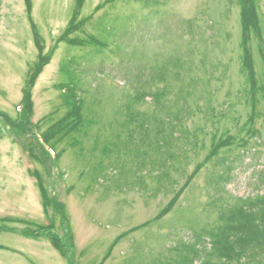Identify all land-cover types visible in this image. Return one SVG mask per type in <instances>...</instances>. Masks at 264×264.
Listing matches in <instances>:
<instances>
[{
	"label": "rangeland",
	"instance_id": "rangeland-1",
	"mask_svg": "<svg viewBox=\"0 0 264 264\" xmlns=\"http://www.w3.org/2000/svg\"><path fill=\"white\" fill-rule=\"evenodd\" d=\"M104 1L86 0L80 11V18L90 20L79 36L94 35L99 42L75 47L58 42L75 0H33V21L53 56L33 88L32 123L44 131L64 116L59 85L76 88L86 120L81 133L57 145L63 156L46 183L70 221L71 264H170L180 242L203 247L208 237L196 240L195 233L220 223L211 205L222 185L211 182L223 170L214 167L215 160L206 163L167 215L153 221L187 175L205 162L214 135L243 130L249 141L220 153L236 165L226 201L264 192V98L261 92L256 109L263 114L243 128L251 106L236 0H122L96 10ZM259 11L264 38V0ZM259 43L264 45L254 38L258 79L264 84ZM37 56L25 1L0 0L3 112L16 115ZM250 127L260 131L258 137L245 135ZM29 141V133L21 139L9 135L0 118V217L49 224L54 217L44 212L31 175L42 168L26 150ZM55 224L60 227L59 219ZM260 250L257 260L245 264H264ZM0 264L70 263L51 241L8 230L0 231Z\"/></svg>",
	"mask_w": 264,
	"mask_h": 264
},
{
	"label": "trees",
	"instance_id": "trees-1",
	"mask_svg": "<svg viewBox=\"0 0 264 264\" xmlns=\"http://www.w3.org/2000/svg\"><path fill=\"white\" fill-rule=\"evenodd\" d=\"M27 13L33 33V38L38 50L36 62L30 66L25 84L23 87V97L15 116L0 110V118L7 129V133L12 137L21 139L23 136L31 135V141L26 144V150L33 161L37 162L42 169L31 170V175L36 178L39 188L43 209L47 216H51L49 224H40L35 221L17 217H0V231L19 232L23 237L33 240L46 239L51 241L53 246L69 263H73L74 244L71 232V225L65 211L64 205L60 203L46 183V179L52 173L53 166L60 164L63 152L57 151L59 143L67 138L79 134L83 131L86 124L85 113L81 98L78 97L74 86L59 85L64 91L63 99L66 105V113L59 120L51 123L42 131L41 127L32 123L34 114L33 88L45 66L52 58L51 52L45 51V41L36 23L32 18L33 0H24ZM86 0H75L73 15L67 27L58 38V42L66 43L70 46L83 47L99 42L94 35L88 34V37H81L79 34L84 31L90 18H80ZM122 0H105L96 10L107 4H114ZM240 8L241 25V63L242 72L246 75L248 87L246 94L248 97L251 111L249 118L243 128L249 124H254L256 117H260L262 111L257 112L260 94L264 98V84H260L256 69L255 57L253 52V40L256 38L259 42L263 41L262 20L259 11V0H236ZM260 44V43H259ZM260 50L264 52V45L260 44ZM72 62V61H71ZM164 95V93H163ZM33 126V127H32ZM41 130V131H40ZM243 130L238 134L226 133L223 137L214 135L209 152L205 162L200 163L192 174L187 175L185 183L176 192L175 197L169 204L157 215L153 221H158L167 215L183 193L192 185L206 163L213 162L215 168L221 167L223 170L214 173L211 182L213 186L221 187L216 190V196L212 202V207L218 210L220 223L212 230H202L201 233H195L196 240L201 239L203 235L208 237L204 239L203 247H199L195 242H180L175 248L177 258L170 264H245L247 260H257L256 256L259 250H264V192L253 196L240 198L235 203L227 202L223 195L227 189V183L231 180L235 162L227 156L220 153L225 150H231L234 145L247 146L249 141L242 136ZM260 131L255 127H250L245 135L258 137ZM172 155H170L171 157ZM264 175V174H262ZM264 181V176H263ZM262 181V182H263ZM264 183V182H263ZM59 219V226L56 227V220ZM151 222H146L133 230H139ZM10 224H23L24 228L12 227ZM63 230V236L58 231ZM205 232V233H203ZM124 234V236H126ZM122 237L118 238L120 240ZM115 243L110 247L108 254L103 262L110 255Z\"/></svg>",
	"mask_w": 264,
	"mask_h": 264
}]
</instances>
